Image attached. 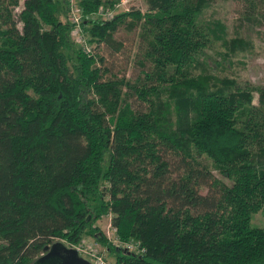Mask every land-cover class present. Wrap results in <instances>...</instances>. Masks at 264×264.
Here are the masks:
<instances>
[{"label": "trees", "instance_id": "trees-1", "mask_svg": "<svg viewBox=\"0 0 264 264\" xmlns=\"http://www.w3.org/2000/svg\"><path fill=\"white\" fill-rule=\"evenodd\" d=\"M18 1L0 0V264L87 234L114 264H264V230L250 224L264 210V86L191 76L210 36L226 45L219 24L199 21L215 0H145L108 21L85 19L112 0H80L97 44L126 18L137 30L134 82L102 79L56 17L60 0H22L20 29ZM107 214L137 252L92 226Z\"/></svg>", "mask_w": 264, "mask_h": 264}, {"label": "rangeland", "instance_id": "rangeland-1", "mask_svg": "<svg viewBox=\"0 0 264 264\" xmlns=\"http://www.w3.org/2000/svg\"><path fill=\"white\" fill-rule=\"evenodd\" d=\"M21 1H18L19 5L12 12L18 29L21 24L16 16L20 10ZM79 2L80 0H72V9L69 8L68 0H60L61 6L60 3L57 4L56 17L58 20L67 22L71 26L74 17L78 19L79 30L73 29L69 34L72 44L83 53L94 55L102 79L123 77L129 82H134L136 78L142 76L139 63L143 61L141 58L143 45L138 38L137 30L128 26L129 19H124L123 23L116 27L109 42L97 44L88 33L90 24L82 18ZM112 2V7L109 8L106 4L101 5L98 12L89 15L85 20L108 21L116 14L127 10L142 12L145 9V0H112ZM201 20L212 25L219 24L222 27V38L226 41V45H223L224 42L221 43V40L213 35L210 36L208 44L203 48V57L199 58L194 65L191 76L196 74H210L218 78L227 76L234 78L237 82L264 86V0H215L201 12L199 21ZM82 40L86 41L82 43ZM233 42L234 46H232ZM222 53L225 58H222ZM20 64L23 76L34 73L33 62L29 58L21 59ZM168 92L159 94L164 99L167 98ZM127 100L133 110L144 109L143 104L134 96ZM167 159L172 165H174L173 162H177L173 155ZM211 172L214 177L218 178L215 171ZM179 173L180 166L173 167L171 178ZM200 192L209 194L208 186L206 185L205 189L202 188ZM110 218L111 214L103 215L94 221L92 226L96 227L97 232H101L106 240L117 248L122 250V246L127 244L132 252H137L139 249L136 241H120L116 238ZM250 224L264 230V210L253 213L250 217ZM64 245L75 250V247H79L78 255L91 264H114L111 254L90 234L83 235L77 244L67 245L65 243ZM85 252H89L90 255ZM97 259L100 262L97 263Z\"/></svg>", "mask_w": 264, "mask_h": 264}, {"label": "water", "instance_id": "water-1", "mask_svg": "<svg viewBox=\"0 0 264 264\" xmlns=\"http://www.w3.org/2000/svg\"><path fill=\"white\" fill-rule=\"evenodd\" d=\"M29 264H91L80 257L75 249L66 247L59 240L51 242L43 248L42 253Z\"/></svg>", "mask_w": 264, "mask_h": 264}, {"label": "built area", "instance_id": "built-area-1", "mask_svg": "<svg viewBox=\"0 0 264 264\" xmlns=\"http://www.w3.org/2000/svg\"><path fill=\"white\" fill-rule=\"evenodd\" d=\"M68 2H69V8L72 9V7H71L72 0H68ZM72 25H73V28H72ZM72 25H71V28H70L69 34H70L71 31H73V29H75V30H79V23H78V19H77V17H74V19H73V21H72ZM84 41H86V40H82V43H83ZM75 248H76L77 253L80 252V251H79V247H75ZM122 248H123V250L131 251L130 248H129V246H128L127 244H124V246H122ZM82 250H83V249H82ZM131 252H132V251H131ZM92 253H94V252H92ZM85 254L90 255L89 252H85ZM91 255H93V254H91ZM91 257H93V256H91ZM96 258H97V257H96ZM98 262H100L99 259H97V263H98Z\"/></svg>", "mask_w": 264, "mask_h": 264}]
</instances>
